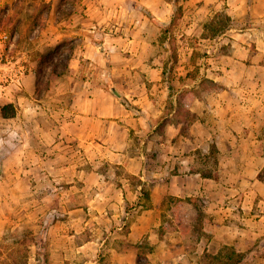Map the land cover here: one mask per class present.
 <instances>
[{"label": "rangeland", "instance_id": "obj_1", "mask_svg": "<svg viewBox=\"0 0 264 264\" xmlns=\"http://www.w3.org/2000/svg\"><path fill=\"white\" fill-rule=\"evenodd\" d=\"M205 3L211 12L193 17ZM225 7L222 0H0V29L8 34L0 42V108L11 104L14 112L0 111V134L14 138L0 143V264H264V158L256 157L264 155V134L256 130L251 141L229 136L227 126H193L197 117L212 124L211 111L200 107L229 83L213 81L207 69L227 52L229 29L248 22L247 14L230 16L212 36L204 24L216 13L229 15ZM99 41L105 52L96 55L89 43L98 49ZM29 71L34 93L28 104L26 97L15 103L24 89L12 76ZM87 78L97 97L112 90L132 118L127 153L142 156L139 173L76 149L59 166L80 164L86 173L40 172V133L50 135L57 119L72 117L73 92ZM140 96L162 106L150 121L135 104ZM168 161L174 168L164 171ZM196 171L195 179H213L200 180L201 191L181 175ZM255 175V184L239 187L242 176ZM98 180L126 183L127 198L110 205L97 195L91 204L95 193L82 187ZM168 180L172 191L164 188ZM70 184L67 203L40 200L52 185L61 196ZM79 245L84 254L75 253Z\"/></svg>", "mask_w": 264, "mask_h": 264}, {"label": "crops", "instance_id": "obj_2", "mask_svg": "<svg viewBox=\"0 0 264 264\" xmlns=\"http://www.w3.org/2000/svg\"><path fill=\"white\" fill-rule=\"evenodd\" d=\"M222 2L226 6L224 10L231 18L247 14L248 22L244 28L229 29L233 34H230L228 43H226L227 52L218 54L216 58H213L211 66L207 69L210 71L213 81L226 79L229 83L224 90L216 94L213 98L214 100H209L204 106L200 107L202 111L204 109L211 111L212 115L208 119L211 120L212 124L203 117H197L193 126L208 131L210 130L207 127L213 125L218 128L227 126L229 136L240 134L241 136L245 135L251 141H257L256 130L259 129L264 134V0H222ZM212 7V5L210 6L208 3H205L202 7L197 8L192 16L195 17L196 15L198 18V15L202 12V15L204 14L205 16L206 13L211 12ZM133 41L134 39H129L130 44ZM89 45L91 46L90 48L94 49L93 54H99L100 51L97 47L95 49L91 43ZM81 51L82 58H89L90 55L87 49H81ZM148 74L146 78L149 81L157 80L154 76L148 78ZM31 80L32 73L29 71L26 74H21L18 81H12L13 84H21L24 89L22 95H16V98H13L15 103H19L20 101L18 100H22L25 97L26 102L24 104L30 102H27V99L34 93ZM96 90L88 81V78L85 79L82 87L73 92L68 109V113L72 117L67 119L56 118L58 125H54L56 127H53L52 134L46 133L44 135L40 133V144L44 147L43 151H46L44 154L40 152V172L46 174L51 170L52 172L59 173H69L70 171L72 174L86 173L84 168L79 167L80 164L77 165L72 162H66L65 164L64 162L59 166L58 162L60 158H68L70 155L65 156V154L73 149L80 151L83 158L89 159L96 153L108 160L109 163L122 164L131 174L140 172L142 156L133 157L127 153L131 127L130 120L132 118H129V113H126L127 110L122 107V104L117 102L112 90L101 89L102 94L100 97H97L95 94ZM147 94L145 93V95ZM141 98L142 96L134 99V101L136 102L135 104H138L137 101L139 102L138 107L141 111L147 112L149 116H147L148 121L160 114L162 106L157 105L156 100H149L148 103L143 104L139 101ZM197 102L201 104L200 101ZM22 107L23 109H27L24 108V105ZM192 109L197 111V105ZM94 123H96L98 128L94 129ZM99 124H102L103 128H100ZM10 132L14 133V130H10ZM193 132L194 139H197L201 134L199 131L195 136L196 130H193ZM15 139H18V141L22 140L21 137H16ZM3 141H14L13 134H0V143L2 144ZM202 143L201 141L200 145ZM166 156L168 158L171 157L169 154H166ZM256 157L258 159L264 158V155L260 153ZM185 161L186 159L179 160V170H182ZM129 163L131 165H128ZM174 164L172 161L170 163L168 161L164 167V171L174 168ZM262 166L263 164L258 166L250 165L245 168L244 173L258 172ZM181 175L184 177V181H197L196 188H194L196 191H201L200 186L202 184L200 180H208L210 182L213 180L209 177L200 178V180L198 178L195 179L194 176H199V172L197 171L189 173L190 176L187 174ZM247 178V176H242L241 181L238 183L240 184L239 187L241 185L250 186L251 184H255L254 181L257 179L256 175L252 176L253 181H248ZM173 185L174 181L168 180L165 181L164 188L172 191ZM209 185L212 188L214 186L213 183ZM126 186V183L117 185L111 180H98V182L93 184L85 183L82 189L92 190L95 193L90 198L91 204L99 201L98 195L105 203L119 205L121 201L127 198L123 192ZM56 188L52 185L50 190H46L41 196L40 200H43V203H45L49 200L57 199L63 203H67L72 198L70 192L73 185L66 186V190H64L65 195L62 194L61 196L54 192ZM184 188L186 191L191 190L190 188L187 190V187ZM102 190L112 191L113 195L107 194L104 196L101 193ZM76 252L84 254V245H79L75 249ZM54 264L64 263L60 261Z\"/></svg>", "mask_w": 264, "mask_h": 264}, {"label": "trees", "instance_id": "obj_3", "mask_svg": "<svg viewBox=\"0 0 264 264\" xmlns=\"http://www.w3.org/2000/svg\"><path fill=\"white\" fill-rule=\"evenodd\" d=\"M231 18L229 15L225 13H216L207 23L204 24V28L210 30L211 35L214 36L220 32H223L224 29L228 26L227 22H230ZM165 30V29H164ZM167 31V29H166ZM98 44V50L101 52H105L102 45V41L96 42ZM54 71L53 67L51 69ZM13 106L11 104L3 105L0 108L1 115L3 117H13L14 112L11 111V113L8 112L9 109H11Z\"/></svg>", "mask_w": 264, "mask_h": 264}, {"label": "built area", "instance_id": "obj_4", "mask_svg": "<svg viewBox=\"0 0 264 264\" xmlns=\"http://www.w3.org/2000/svg\"><path fill=\"white\" fill-rule=\"evenodd\" d=\"M7 39H8V34L4 30L0 29V42H5ZM20 75H21L20 73H14L12 76L13 81H18Z\"/></svg>", "mask_w": 264, "mask_h": 264}]
</instances>
